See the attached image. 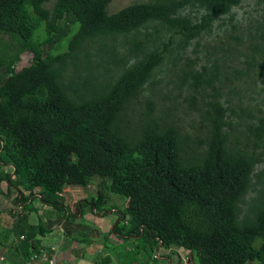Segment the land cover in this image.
I'll return each mask as SVG.
<instances>
[{"label":"trees","instance_id":"16d2710c","mask_svg":"<svg viewBox=\"0 0 264 264\" xmlns=\"http://www.w3.org/2000/svg\"><path fill=\"white\" fill-rule=\"evenodd\" d=\"M111 1L0 0V165L12 166L14 202L65 214L63 190L98 178L83 213L89 204L105 214L114 193L127 200L119 212L129 233L187 250L194 264H264V0L244 46L232 9L247 0H146L109 12ZM224 16L230 42L197 67L188 47L195 40L196 52ZM69 23L67 49L47 54ZM23 52L31 63L16 70ZM165 68L198 112L195 139L144 95ZM141 96L135 119L127 112ZM30 249L40 251L34 240Z\"/></svg>","mask_w":264,"mask_h":264},{"label":"crops","instance_id":"0c3cea01","mask_svg":"<svg viewBox=\"0 0 264 264\" xmlns=\"http://www.w3.org/2000/svg\"><path fill=\"white\" fill-rule=\"evenodd\" d=\"M8 167L12 168L7 162L0 165L1 177ZM1 179L0 264H18L33 240L37 249L52 253L64 264H189L192 258L176 245L164 247L142 233H129L130 227L117 217L89 210L84 214L80 201L88 199L87 187L67 186L63 190L60 196L70 206V212L64 214L49 204L30 209L28 203H15L16 190L6 181L4 187ZM40 219L42 234L37 231Z\"/></svg>","mask_w":264,"mask_h":264},{"label":"rangeland","instance_id":"374dc122","mask_svg":"<svg viewBox=\"0 0 264 264\" xmlns=\"http://www.w3.org/2000/svg\"><path fill=\"white\" fill-rule=\"evenodd\" d=\"M54 0H49L47 2L46 6L51 7L52 3ZM139 1H146V0H112L110 4L108 5V11L109 12H115L131 3L134 2H139ZM262 3L258 2V0H247L244 1L243 4L240 7H234L232 9V12L235 14V21L234 23L238 24L241 26V31H239L238 35L242 37V45H247L248 44V37L250 32L254 31V26L256 24V19L260 18L261 14V7ZM192 11L193 13L195 10L193 9H187V11ZM67 36L64 38L63 41L58 42V43H52L50 45H47L45 47V52L47 54H59L64 52L67 49V40L68 38L73 34L75 31L77 24L76 23H69L67 25ZM232 33V27L231 23L228 21L227 16H224L222 19H218L214 22V27L212 29V32L204 34L202 37H200L197 41H199V46L197 47V51L193 52L196 49V41H192V45L188 47L187 50V56L190 58H195L198 57L199 60L196 64L198 67L200 64L206 63L208 58H212L213 55H211L214 51L211 46H219L220 41L229 43L228 41L229 36L228 34ZM236 35V33L234 32ZM7 38H4L6 41ZM227 45V44H225ZM209 54V55H208ZM32 60V54L30 52H23L19 59L18 62L15 64V69L19 70L23 66H26L31 63ZM232 65H236L237 61H232L228 62ZM238 67H243L242 65H238ZM158 78L161 79V83L157 84L154 86L153 89L149 88L144 92V95H150L153 102L155 103V111L158 114H162V110L168 109L170 111V117H172L175 120V123L179 125L181 128V132H187L191 135L192 139H195L197 136H201L202 134L200 133V117L198 115V112L196 110L190 109L189 108V103L186 100V95L188 93L183 89L182 92H179L178 89L175 88V84L173 83L174 76L170 73L169 70H166V68L158 74ZM242 82V81H241ZM240 82V83H241ZM238 83L239 87L243 90L245 88V85H242ZM260 83L257 84V87H259ZM160 87V90L157 89ZM246 89V88H245ZM221 91L223 93H228L229 87L227 85H222ZM191 93V90L189 91ZM249 95H252L253 97H257L256 94L253 92H249ZM164 95H170L171 99H166L163 98ZM197 99H201L199 94H196ZM233 97V95L230 93L229 98ZM198 100V101H199ZM144 99L143 96L139 98V102L135 103L133 106L135 111L132 112L131 110H128V114L131 117H134L135 119L138 118L139 112L142 111L144 107ZM6 162L7 161V158ZM5 162V163H6ZM5 163H3L5 165ZM7 172L2 170L3 177L1 180V183L5 187V176L7 173L10 172L11 167L5 168ZM13 179V177L11 176ZM99 179L94 178L93 182L86 188L87 189V198L90 200L93 196L96 195V190H97V183ZM86 191V190H85ZM253 193L250 192L247 195V198H249ZM11 203V201H9ZM127 200L124 197H121L117 194H111V201L109 202L108 205H106V208L108 211L105 214H102L104 216H111V217H117V221H119L121 224L123 222V219L120 217V212L119 209H124L126 205ZM35 206H38L40 208L41 204H39V201L36 200L33 202ZM90 205L84 204L83 208L85 209V213L87 214V211L89 209ZM113 207V208H112ZM38 208V209H39ZM115 209L116 211H114ZM120 218V219H119ZM119 219V220H118ZM184 250V249H183ZM190 253V252H189ZM193 258H190L189 264H193L192 262ZM249 264V262H247ZM251 264H260L257 260H254L251 262Z\"/></svg>","mask_w":264,"mask_h":264},{"label":"built area","instance_id":"2783aa9c","mask_svg":"<svg viewBox=\"0 0 264 264\" xmlns=\"http://www.w3.org/2000/svg\"><path fill=\"white\" fill-rule=\"evenodd\" d=\"M20 238L24 240L22 234ZM18 264H64L59 261L55 255L45 250L34 251L30 249L29 253Z\"/></svg>","mask_w":264,"mask_h":264}]
</instances>
